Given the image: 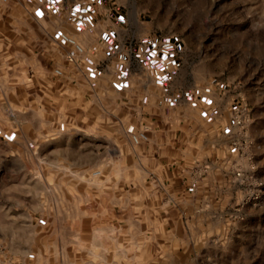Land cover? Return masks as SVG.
I'll list each match as a JSON object with an SVG mask.
<instances>
[{"label":"rangeland","instance_id":"rangeland-1","mask_svg":"<svg viewBox=\"0 0 264 264\" xmlns=\"http://www.w3.org/2000/svg\"><path fill=\"white\" fill-rule=\"evenodd\" d=\"M102 1L132 22L121 58L149 52L133 79L58 26L95 62L67 83L63 56L46 54L55 11L0 5V264H264V0ZM238 92L251 115L241 135ZM186 109L220 140L200 138L199 164L171 182L130 134L160 142ZM160 187L195 196L187 215L143 216Z\"/></svg>","mask_w":264,"mask_h":264},{"label":"crops","instance_id":"crops-1","mask_svg":"<svg viewBox=\"0 0 264 264\" xmlns=\"http://www.w3.org/2000/svg\"><path fill=\"white\" fill-rule=\"evenodd\" d=\"M22 3L32 4L34 9H51L52 13L55 11L56 17L58 18L57 28H51L48 30L49 37L51 38V44L46 48V54L49 59L55 60L56 56H63L65 61V73L64 77L67 83L77 84V74L76 71L81 75L83 80L89 79L86 71L81 68L84 60L92 64H95L89 55L82 54L78 57V62L76 66L69 65L65 60V53L71 51V48L65 45L60 39L59 34L62 32L58 28L64 27L71 34L75 35L79 40L84 42L87 46V49L92 52L95 56V60L99 62H109L113 65L112 58H118L119 62L115 64L114 72L125 71L126 75L133 79V77L140 73L141 66H143V56L145 52H141V49H145V46H138L139 50L133 55L125 54L127 60H123L121 57L124 52L121 49V45L125 44L128 40L131 47V43L134 37V30L132 28V22L128 20V16L118 19L111 12V6L105 4L102 0H17ZM116 9V8H115ZM123 23L125 28L121 25ZM117 46L114 47V45ZM87 50V51H88ZM108 53V55H107ZM147 53V52H146ZM143 54V55H142ZM103 55L106 57L103 58ZM154 58H149V60ZM155 67L158 65L156 62H149ZM56 65V63H55ZM56 68H61L63 71V66H55ZM54 71V70H53ZM54 75V74H53ZM64 75V74H63ZM74 76V77H73ZM63 77V76H62ZM73 77V78H72ZM156 80H158L156 78ZM156 80H151L150 82L153 85L157 86L155 83ZM157 82V81H156ZM138 83V82H137ZM146 81H139V89L143 91L146 86ZM144 92V91H143ZM144 94V93H143ZM159 98V97H158ZM162 98V96H161ZM159 111H164L163 105L159 106ZM189 110L186 109L185 112L179 113V119L176 121L173 118H170L167 121V124L163 126V132L160 131V142L158 141H149V138L146 140L148 143L147 149L153 150L152 154L155 153L157 156V161L161 165L162 169L166 173H170L171 177L169 180L174 182L177 179L187 178L192 166L194 164H199L196 159L197 156L195 153L197 147H200V138L203 142H219L220 138L214 137L209 131L202 125V120L199 118H191ZM142 115V114H141ZM195 125V126H194ZM196 126H199L198 129ZM146 130V129H145ZM160 130V129H159ZM147 131V130H146ZM131 135V134H130ZM148 135V134H147ZM208 136V137H207ZM210 136V137H209ZM131 140V138H130ZM146 141H141L146 142ZM132 142V141H131ZM133 143V142H132ZM139 144V143H138ZM217 144V143H215ZM196 157V158H195ZM171 168V170H170ZM191 196L185 190H173V189H164L158 188V190H150L147 194V200L145 205L142 206L143 216H146L147 220H151V216L158 214H165L168 212L169 216L167 219L170 222L178 221V218L182 215H187L185 205L194 203V198L191 201L188 200ZM180 210V211H179ZM144 216V217H145Z\"/></svg>","mask_w":264,"mask_h":264},{"label":"built area","instance_id":"built-area-1","mask_svg":"<svg viewBox=\"0 0 264 264\" xmlns=\"http://www.w3.org/2000/svg\"><path fill=\"white\" fill-rule=\"evenodd\" d=\"M8 0H0V5L7 3ZM59 39L67 46L71 48V51L65 53V60L69 65L76 66L78 62V57L84 54L83 46L77 42L70 34L61 32L59 34ZM53 73L56 76H61L63 71L61 68H55ZM230 120L231 125L237 130L238 134H243V131L248 126L251 120L250 109L248 102L241 93H237L235 98L232 99L230 105ZM240 132V133H239ZM131 141L134 144H138L141 141H146L148 135L146 130H142L137 134L130 135ZM235 138V137H234ZM232 145H238L236 138L232 140ZM239 175V173H237Z\"/></svg>","mask_w":264,"mask_h":264}]
</instances>
